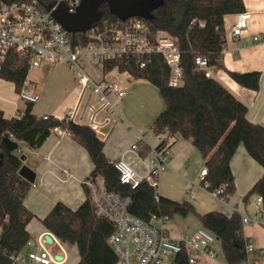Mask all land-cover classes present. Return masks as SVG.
<instances>
[{
	"label": "trees",
	"instance_id": "16d2710c",
	"mask_svg": "<svg viewBox=\"0 0 264 264\" xmlns=\"http://www.w3.org/2000/svg\"><path fill=\"white\" fill-rule=\"evenodd\" d=\"M41 1L49 4L53 0ZM161 1V5L153 10V18H141L154 31L165 30L175 39L181 52L183 84L170 85L171 69L159 54L153 55L145 67H141L135 58H120L110 62L109 68L117 65L121 72L129 73L132 78L146 79L158 87L165 108L151 127L155 134L168 130L169 135L159 142L157 150L168 149L170 138L177 133L191 139L205 159L207 174L201 184L211 193L222 189L221 198L229 201L236 192L231 162L240 146L264 167V125L252 122L248 118V105L214 75V72L225 68L224 15L242 12L244 0ZM100 10L104 17H118L110 11L107 3L102 4ZM199 55L208 59L212 76H206L205 70L199 69L196 63ZM29 70V60L10 51L0 77L14 82L17 92H20L26 85ZM229 72L240 84L259 88L258 71ZM55 129L69 131L77 142L86 147L94 163L88 178L100 176L109 190L129 196L131 213L148 222L197 213L202 225L221 242L228 264H241L249 257L246 251L248 238L244 235L239 211L231 215L217 210L199 213L190 200H174L160 195L157 183L143 180L135 188L123 183L115 162L106 155L105 141L93 127L78 123L69 116L48 115L45 118L44 115H36L33 103L28 102L22 113L10 118L0 109V156L3 155L0 165V264H15L14 256L27 250L31 240L27 226L35 216L25 204L33 183L19 173L23 165L21 154L18 149L11 151L5 145L3 135L9 133L13 140L39 148ZM137 143L140 154L146 157L151 147L142 139ZM84 189L86 199L77 209L59 201L42 223L60 241L78 246L80 260L76 264H116L117 255L109 244L114 225L96 213L86 181ZM253 196H262L264 209V172L243 197L244 203H249ZM183 246L175 264H192L188 249Z\"/></svg>",
	"mask_w": 264,
	"mask_h": 264
},
{
	"label": "crops",
	"instance_id": "0c3cea01",
	"mask_svg": "<svg viewBox=\"0 0 264 264\" xmlns=\"http://www.w3.org/2000/svg\"><path fill=\"white\" fill-rule=\"evenodd\" d=\"M244 6L242 12H250L251 17L247 30L238 37H233L231 30L241 12L224 15L227 41L223 55L225 68L214 72V75L248 105V118L254 123L264 125V0H244ZM255 36L260 40H255ZM229 71L240 73L258 71L259 88L253 89L240 84L233 79ZM128 75L130 76L129 73ZM134 80L130 84V91L124 87L121 80H118L122 88L127 89L126 94L119 100L121 117L110 113H91L84 102L89 90L85 97H82V85L67 63L56 65L44 63L40 67L30 68L25 87L39 94V99L33 103V112L36 115L64 118L74 110L71 116L74 121L88 125L97 122L96 131L105 141L107 157L117 162L124 156L140 174H144L142 162L135 153L128 150L140 139L146 141L151 148L157 147L160 142L158 136L151 127L154 138L148 137L149 131L146 130L148 124L145 123L152 125L165 106L158 103L156 107H149L152 103L149 91L148 94H144L135 90L137 85L135 82L137 80L151 82L146 79ZM140 101L142 104H139ZM27 104L28 102L19 97L14 82L0 77V109L4 115L9 118L17 116L23 112ZM142 109H147V115ZM169 142L171 143L168 148L167 166L160 171L156 180L160 195L174 200H190L199 213L217 210L231 215L236 209L241 214H248L251 217L257 215L258 196H253L247 204L244 203L243 197L263 174L264 167L249 155L243 146L238 148L231 162L236 192L228 203H225L201 184V171L206 168V164L202 152L194 142L180 133L173 135ZM21 143L24 142H19L18 150L21 158L25 155L23 163L36 171L35 182L25 198L26 206L35 214L27 226L31 240L26 251H30L36 249L41 237L50 232L43 225L42 219L57 202L62 201L72 209H77L86 199L84 182L90 175L94 163L86 147L77 142L69 131L63 129L53 130L39 148H31L28 144ZM147 158L149 159V154ZM63 169H68L70 174L66 176ZM155 223H159V220ZM165 226L170 235L179 241L191 236L198 228L204 227L197 213L167 219ZM244 235L256 247L264 248L263 226L244 225ZM61 244L62 248L54 246L50 248L63 257L66 255L64 264H76L80 260L78 246L62 241ZM212 248L217 251V256L210 257L207 253H198L196 264H228L219 240L212 244ZM252 257L258 258L261 264L264 263V255L253 254Z\"/></svg>",
	"mask_w": 264,
	"mask_h": 264
},
{
	"label": "built area",
	"instance_id": "2783aa9c",
	"mask_svg": "<svg viewBox=\"0 0 264 264\" xmlns=\"http://www.w3.org/2000/svg\"><path fill=\"white\" fill-rule=\"evenodd\" d=\"M63 2L70 12H75L82 0H53L49 4L41 0H0V70L10 51L27 58L30 68L40 67L44 63H67L82 85V97L89 90L84 102L91 113H110L117 117L122 116L119 100L126 94V90L116 79V74L121 71L117 65L109 68L110 62L120 58H135L141 67H145L152 61L153 55L159 54L171 69L170 85L176 87L183 84L181 52L175 39L167 31H154L145 19L138 16L126 19L102 16L84 31L68 32L53 15V9ZM50 4L54 7L49 8ZM250 17L251 13L248 11L239 14L232 26L233 37H238L247 30ZM255 40L260 39L255 36ZM196 63L199 69L205 70L206 76L213 75L206 57L197 56ZM18 94L26 102L34 103L39 99L38 93L26 87ZM74 112L72 110L68 116L71 118ZM47 116L44 115L45 118ZM90 126L96 130L98 123L92 122ZM156 135L161 142L168 137L169 132L166 130ZM128 151L137 155L145 173L140 174L123 156L115 162L120 180L133 188L143 180L156 184L158 174L167 166L169 150L151 148L149 159L140 154L138 143L133 144ZM63 173L66 176L70 174L68 169H63ZM206 174L207 168L202 169L201 177ZM86 184L96 213L106 217L114 225L109 244L117 255L116 264H175L183 245L188 249L189 262L192 264L197 263L198 253L217 256L212 244L218 239L207 228H198L191 236L176 240L165 226L167 217L155 223L131 213V198L109 190L100 176L88 178ZM221 192L222 189H219L214 194L228 203L221 198ZM262 202V196H258L256 216L242 214L244 225L254 223L264 227ZM46 234L51 235L52 243L42 236L36 249L14 256L15 264H64L66 255L63 257L50 248H62L61 241L52 232ZM246 251L249 257L241 264H260L258 258H253L252 255H264V248L256 247L248 240ZM58 256L61 258H57Z\"/></svg>",
	"mask_w": 264,
	"mask_h": 264
},
{
	"label": "water",
	"instance_id": "95a60500",
	"mask_svg": "<svg viewBox=\"0 0 264 264\" xmlns=\"http://www.w3.org/2000/svg\"><path fill=\"white\" fill-rule=\"evenodd\" d=\"M107 3L110 11L121 19L131 16L153 18V10L161 5V0H82L75 12H70L66 3H61L53 9L54 17L68 32L84 31L94 22L100 20L104 14L100 10L102 4ZM54 5L50 4L49 8ZM3 142L11 150L19 149V142L13 140L9 133L3 135ZM25 155H22L24 159ZM3 155L0 156V165ZM19 173L31 183L35 182L36 171L23 163ZM49 243H52L50 234L45 236ZM57 258H61L58 256Z\"/></svg>",
	"mask_w": 264,
	"mask_h": 264
},
{
	"label": "rangeland",
	"instance_id": "374dc122",
	"mask_svg": "<svg viewBox=\"0 0 264 264\" xmlns=\"http://www.w3.org/2000/svg\"><path fill=\"white\" fill-rule=\"evenodd\" d=\"M116 79L117 80H121L122 81V83H123V85H124V87L125 88H128V91H130V84H131V82L132 81H135L131 76H129L128 75V73H126V72H118L117 74H116ZM135 83H137V85L135 86V90H138L140 93H144V94H148V91H149V93H150V95H151V97H152V99H151V101H152V103H151V106H149V107H156V105L159 103H161V104H164V106H165V102H164V100H163V98H162V96H161V94L159 93V91H158V89H157V87L153 84V83H148V82H145V81H136ZM150 89V90H149ZM127 90V89H126ZM144 104H145V102L144 101H142ZM139 104H142L141 103V101L139 102ZM148 107V108H149ZM147 108V109H148ZM147 109L145 110V109H142L143 110V112H146V115H147ZM122 111V110H121ZM152 123V122H151ZM145 124H148L147 125V128H146V130L147 131H149V134H148V137H150V138H154V133H153V131L150 129L151 128V124L150 123H145ZM151 140V139H150ZM155 141V140H154ZM22 145L23 144H25V143H21ZM250 226V225H256V224H254V223H252V224H245V226ZM217 242V241H216ZM221 254V253H220Z\"/></svg>",
	"mask_w": 264,
	"mask_h": 264
}]
</instances>
